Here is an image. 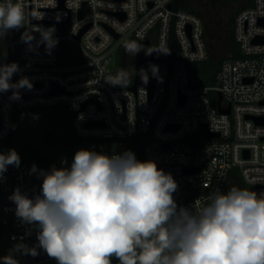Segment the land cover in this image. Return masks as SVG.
Listing matches in <instances>:
<instances>
[{"label":"built area","instance_id":"2783aa9c","mask_svg":"<svg viewBox=\"0 0 264 264\" xmlns=\"http://www.w3.org/2000/svg\"><path fill=\"white\" fill-rule=\"evenodd\" d=\"M174 1L13 0L24 8L25 26L0 35V65L9 64L3 55L7 50L20 60V71L11 82L26 76L33 88L20 89L18 100L10 99L11 90L0 93V154L10 150L2 145L13 131V105L64 103L74 113L69 151L55 162L36 164V171L18 154L19 167L9 165L0 176L2 237L36 246L39 253L33 257L14 252L19 264L57 261L38 247V228L16 216V204L9 198L13 192L19 189L34 199L41 194L42 172L70 169L81 149L122 154L138 132L147 135L145 161H155L177 182L173 198L178 208H199L217 189L226 193L235 184L231 173L236 168L249 190L264 192V0H246L247 6L236 14L234 37L240 55L225 56L216 84L206 86L191 85L187 67L188 62L204 61L210 55L206 22L199 13L176 7ZM41 13L43 19L33 18ZM52 26L59 43L51 54L43 44L30 50L21 41L26 29ZM33 35L35 45L40 33ZM126 40L142 46L141 58L127 86L113 85L107 79L116 78L121 70L111 69L112 52ZM146 40L149 43L144 45ZM151 43L154 47L148 49ZM161 50L168 54L156 52ZM145 51H153L151 58H145ZM126 59L125 51L122 68ZM150 65L158 66L162 80L152 75ZM141 69L147 71V84L141 80ZM208 133L218 135L207 138ZM111 264L119 260L113 256Z\"/></svg>","mask_w":264,"mask_h":264},{"label":"clouds","instance_id":"9594fccd","mask_svg":"<svg viewBox=\"0 0 264 264\" xmlns=\"http://www.w3.org/2000/svg\"><path fill=\"white\" fill-rule=\"evenodd\" d=\"M25 18L19 2H0V35L24 27ZM33 18L41 20L43 14ZM55 31V26L26 29L21 41L30 50L43 44L51 54L59 43ZM34 32L40 33L35 45ZM141 50L135 42L125 45L132 56ZM149 68L162 80L158 66ZM19 71L15 62L0 65V93L11 90L10 99H20V89L33 88L26 76L11 82ZM124 73L121 69L107 81L127 86L132 73ZM140 76L147 84V71L141 69ZM19 164L14 149L0 154V176L7 166ZM41 175L40 195L29 199L16 189L9 198L16 204V216L38 228V247L57 264H111L113 256L119 264H264V192L232 186L226 193L217 189L199 208H178L173 198L178 184L172 175L158 169L155 161L137 160L131 150L108 156L81 149L70 169L53 167ZM12 252L39 254L36 246L22 242ZM0 260L19 264L12 254Z\"/></svg>","mask_w":264,"mask_h":264},{"label":"rangeland","instance_id":"374dc122","mask_svg":"<svg viewBox=\"0 0 264 264\" xmlns=\"http://www.w3.org/2000/svg\"><path fill=\"white\" fill-rule=\"evenodd\" d=\"M177 1V0H175ZM174 1V3H175ZM185 5L190 4L193 8L204 18L207 22L208 28H214L217 32H225L235 14L247 6L246 0H181ZM185 7V6H184ZM182 7V8H184ZM135 41L126 40L112 52L111 69L115 73L121 69L126 70L125 75L130 73L132 61L134 56L127 53V63L122 68L123 55L125 53V45ZM136 43V42H135ZM154 43L147 46L152 49ZM216 56H224L227 53L221 49H215ZM8 53L5 50L3 53L6 56ZM229 54V53H228ZM227 54V55H228ZM10 62L19 63L17 57L10 55ZM85 60V58H84ZM9 63V64H11ZM216 82L213 84L215 85ZM214 93L211 92L210 96L213 97ZM13 121L17 127V132L12 137V140L7 142L3 147L14 149L27 165L42 164L45 162L51 163L58 159L63 152L64 144H58V141L66 139L67 151L70 150L74 141V128L72 120L74 113L69 110L67 104H57L50 107L34 106V107H20L13 105L11 108ZM128 143V141H127ZM239 169L236 168L232 171L236 179H242L239 174ZM245 186V185H244ZM244 188H247L245 186ZM17 243L9 242L6 237L0 239V258L9 254H14L12 249ZM0 263H3L0 260Z\"/></svg>","mask_w":264,"mask_h":264},{"label":"trees","instance_id":"16d2710c","mask_svg":"<svg viewBox=\"0 0 264 264\" xmlns=\"http://www.w3.org/2000/svg\"><path fill=\"white\" fill-rule=\"evenodd\" d=\"M175 6L190 10L193 12H197L192 5L190 4H184L181 0L175 1ZM198 13V12H197ZM238 13V12H237ZM236 13V14H237ZM235 14V16H236ZM235 16L232 18L227 30L225 32H217L214 28H208L207 22H206V35L209 42L210 47V55L209 57L204 61H191L187 63V67L189 70V78L190 83L193 86H206V85H213L215 83V75L216 72L220 66L221 60L227 56L228 53H232L234 56H239V50L238 45L236 43L235 37H234V20ZM140 45V44H139ZM141 46V45H140ZM142 47V46H141ZM215 49L218 51L223 49L227 54L224 56L217 57L215 52ZM137 58H135V61L132 63L131 67V73L133 74V69L136 66V63L140 60L141 54H138ZM6 63H11L9 60L8 54L5 56ZM130 73V74H131ZM17 127L14 124L13 121V131L12 134H16ZM147 140V135L144 133H136L134 136H132L128 140V150H131L134 152L137 160L139 161H145V144ZM67 143V141H66ZM66 143L64 145L63 153L67 151ZM52 160H57L55 158H52ZM231 180L235 182L234 186H238L240 188H244L245 186L241 184L240 180L236 179V177L231 173ZM235 180V181H234ZM2 230L0 229V239L2 238Z\"/></svg>","mask_w":264,"mask_h":264},{"label":"water","instance_id":"95a60500","mask_svg":"<svg viewBox=\"0 0 264 264\" xmlns=\"http://www.w3.org/2000/svg\"><path fill=\"white\" fill-rule=\"evenodd\" d=\"M81 35V34H80ZM80 35L78 36L79 38H80ZM116 37H118V35H116ZM149 43V41H144L143 42V44L144 45H147ZM145 58H151V55H146L145 56ZM129 88H131L132 90H135V88H136V82L134 81V83H133V85H131ZM263 103H264V101H263ZM227 112H229L230 110L229 109H227L226 110ZM218 135V133H208L207 134V138H211V137H213V136H217ZM12 137H13V134H10L7 138H6V140L5 141H7V142H9V141H11L12 140ZM81 140V139H80Z\"/></svg>","mask_w":264,"mask_h":264},{"label":"flooded vegetation","instance_id":"af4514ba","mask_svg":"<svg viewBox=\"0 0 264 264\" xmlns=\"http://www.w3.org/2000/svg\"><path fill=\"white\" fill-rule=\"evenodd\" d=\"M138 54H140V52L138 53ZM138 54H136L135 56H134V58H133V61H132V63L135 61V58H137V56H139ZM66 139L63 141L62 139H60L59 141H58V144H64L65 145V143H66Z\"/></svg>","mask_w":264,"mask_h":264},{"label":"crops","instance_id":"0c3cea01","mask_svg":"<svg viewBox=\"0 0 264 264\" xmlns=\"http://www.w3.org/2000/svg\"><path fill=\"white\" fill-rule=\"evenodd\" d=\"M3 53H5V51H4ZM9 58H10V57H9Z\"/></svg>","mask_w":264,"mask_h":264}]
</instances>
